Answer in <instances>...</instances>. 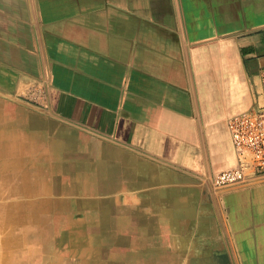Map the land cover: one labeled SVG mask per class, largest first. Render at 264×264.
<instances>
[{
	"label": "crops",
	"instance_id": "crops-1",
	"mask_svg": "<svg viewBox=\"0 0 264 264\" xmlns=\"http://www.w3.org/2000/svg\"><path fill=\"white\" fill-rule=\"evenodd\" d=\"M0 92V264H264V0H0Z\"/></svg>",
	"mask_w": 264,
	"mask_h": 264
},
{
	"label": "built area",
	"instance_id": "built-area-1",
	"mask_svg": "<svg viewBox=\"0 0 264 264\" xmlns=\"http://www.w3.org/2000/svg\"><path fill=\"white\" fill-rule=\"evenodd\" d=\"M227 126L237 165L213 176L212 188L220 190L264 181V109L234 114L228 118Z\"/></svg>",
	"mask_w": 264,
	"mask_h": 264
},
{
	"label": "rangeland",
	"instance_id": "rangeland-1",
	"mask_svg": "<svg viewBox=\"0 0 264 264\" xmlns=\"http://www.w3.org/2000/svg\"><path fill=\"white\" fill-rule=\"evenodd\" d=\"M0 101L2 102H15V105L13 106H17L14 109H6L4 113H6V115H9L10 113L14 112L15 110L19 111L20 113H29L35 117H38V113L42 112V110L38 109V106L40 105L38 102L36 101H32V100H27V99H23V98H17L14 96H9L7 94L1 93L0 92ZM16 102H18V104H16ZM34 113V114H33ZM59 124V123H58ZM59 127H63L62 124H59ZM65 127V126H64ZM74 133L78 134L77 136L81 135V131L79 130H72ZM63 190L65 189L64 186L61 187ZM69 189V188H66ZM33 237V236H32ZM34 239L37 237H33ZM33 238H30V241H32ZM27 248H33V246H26ZM51 248H62L60 245L56 244L55 242H53V246H51Z\"/></svg>",
	"mask_w": 264,
	"mask_h": 264
},
{
	"label": "bare ground",
	"instance_id": "bare-ground-1",
	"mask_svg": "<svg viewBox=\"0 0 264 264\" xmlns=\"http://www.w3.org/2000/svg\"><path fill=\"white\" fill-rule=\"evenodd\" d=\"M4 256V255H3Z\"/></svg>",
	"mask_w": 264,
	"mask_h": 264
}]
</instances>
